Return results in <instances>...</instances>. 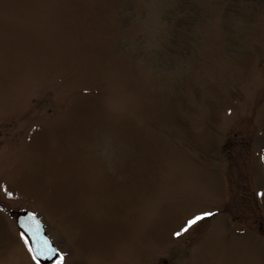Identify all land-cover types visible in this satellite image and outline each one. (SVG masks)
Masks as SVG:
<instances>
[{"label":"rangeland","instance_id":"374dc122","mask_svg":"<svg viewBox=\"0 0 264 264\" xmlns=\"http://www.w3.org/2000/svg\"><path fill=\"white\" fill-rule=\"evenodd\" d=\"M262 194L264 0H0V264H264Z\"/></svg>","mask_w":264,"mask_h":264},{"label":"water","instance_id":"95a60500","mask_svg":"<svg viewBox=\"0 0 264 264\" xmlns=\"http://www.w3.org/2000/svg\"><path fill=\"white\" fill-rule=\"evenodd\" d=\"M17 225L28 238L33 254L41 263L47 264L58 258L60 251L47 234L43 221L35 213L20 214Z\"/></svg>","mask_w":264,"mask_h":264},{"label":"snow or ice","instance_id":"6c2138e0","mask_svg":"<svg viewBox=\"0 0 264 264\" xmlns=\"http://www.w3.org/2000/svg\"><path fill=\"white\" fill-rule=\"evenodd\" d=\"M8 195H11V193H8ZM264 195V194H262ZM204 215H211V213H205ZM201 219L200 216L195 217L193 220L189 221V225L195 223L197 220ZM179 235V233H177ZM31 251V249H29ZM35 259V257H33ZM59 264H63V256L61 255Z\"/></svg>","mask_w":264,"mask_h":264},{"label":"trees","instance_id":"16d2710c","mask_svg":"<svg viewBox=\"0 0 264 264\" xmlns=\"http://www.w3.org/2000/svg\"><path fill=\"white\" fill-rule=\"evenodd\" d=\"M59 263V262H58Z\"/></svg>","mask_w":264,"mask_h":264}]
</instances>
